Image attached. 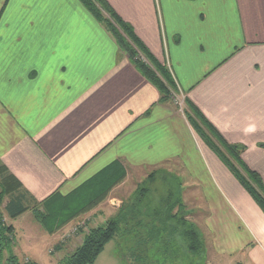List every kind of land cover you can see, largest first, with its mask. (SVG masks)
Returning a JSON list of instances; mask_svg holds the SVG:
<instances>
[{"label": "crops", "instance_id": "0c3cea01", "mask_svg": "<svg viewBox=\"0 0 264 264\" xmlns=\"http://www.w3.org/2000/svg\"><path fill=\"white\" fill-rule=\"evenodd\" d=\"M108 2L264 181V0ZM0 166L37 203L177 169L206 264H264L263 210L80 0H0Z\"/></svg>", "mask_w": 264, "mask_h": 264}, {"label": "trees", "instance_id": "16d2710c", "mask_svg": "<svg viewBox=\"0 0 264 264\" xmlns=\"http://www.w3.org/2000/svg\"><path fill=\"white\" fill-rule=\"evenodd\" d=\"M80 1L107 28L118 46L142 74L157 86L161 92V101H171L172 91L179 92V86L169 66L151 52L133 26L116 12L108 0ZM184 113L197 134L218 154L264 212V181L261 175L243 160L242 153L245 147L227 142L201 110L187 98H185ZM158 172L148 176L146 184L141 185L135 196L121 205L115 216L83 233L81 243L63 256L60 260L61 264H94L106 244L112 239L119 235H133L134 238L139 239V234L142 241L140 243L138 240L139 245H152L153 248L154 244H158L164 247L166 253L172 249V247L169 249V244L174 241L178 249H181V254H177L176 258H183L185 255L189 259L188 264H196L205 248L204 239L194 222L188 218L189 212L180 196V183L176 179L173 178L178 184L177 190L169 189L168 196H160L159 200L150 196L149 184L154 181ZM124 177L123 174L113 180L105 192L112 189ZM0 187V202L2 203L5 197L8 198L4 210L10 219H15L21 213L32 209L36 220L50 234H55L67 225L79 211L92 208L105 193L101 196H88L91 200L83 206L82 199H74L73 196H51L44 202L37 203L18 182L12 179L10 172L3 166H0ZM177 237L180 239L177 240ZM16 243L15 226L6 219L3 212H0V264L4 262L5 264H37L32 259L22 260L15 253ZM65 248L67 247L63 242L55 245L57 250ZM131 253L134 258L144 256L140 252Z\"/></svg>", "mask_w": 264, "mask_h": 264}, {"label": "rangeland", "instance_id": "374dc122", "mask_svg": "<svg viewBox=\"0 0 264 264\" xmlns=\"http://www.w3.org/2000/svg\"><path fill=\"white\" fill-rule=\"evenodd\" d=\"M172 104L178 109L181 113H184L185 107V97L182 96V93L179 89V92L172 91ZM169 102V101H168ZM216 153V152H215ZM217 154V153H216ZM218 155V154H217ZM222 160V159H221ZM225 164V163H224ZM226 165V164H225ZM228 171L232 173L230 168L226 165ZM180 169V168H179ZM187 171V170H186ZM179 171L177 169H164L160 170L153 182L149 184L150 188V196H153L156 200L160 199V196H168L169 189L177 190L178 184L174 179H176L180 183L181 195L184 196V202L187 204H193L195 202L196 196H200L201 192L196 191L198 187L195 184L189 183L190 180L186 183V176L178 174ZM151 174V173H150ZM204 174V173H202ZM149 174L141 176V178H136L135 175L127 177L125 175L123 180H126V184L124 185L123 190L125 191L123 196H120L123 202L128 201L129 193H133L135 190V181H142L146 184L147 178ZM236 178V176L233 174ZM174 178V179H173ZM237 179V178H236ZM238 180V179H237ZM208 181V180H206ZM138 183V182H137ZM95 185V184H93ZM92 185V186H93ZM210 186L211 184H207ZM115 187V186H114ZM244 188V187H243ZM102 186L95 187L94 186L89 191L85 189L80 191L79 193L73 195L74 199H82L83 205L87 204L90 200L88 196H101L106 190ZM113 189V188H112ZM199 189V188H198ZM1 190V187H0ZM200 190V189H199ZM214 189L208 190L207 195L205 196H216V193L213 191ZM108 192L103 194V198H101L92 208L81 210L77 213V216L73 218L67 225L63 228L56 231L55 234H50L46 229L42 228L39 222L34 217L33 211L28 212L23 217L17 220H11L16 228V246L15 253L22 258V260H34L37 264H61L60 260L67 254V252L71 251L78 244L81 243L83 238V233L88 231L89 228L96 227L97 225L104 224L107 217H100V207L102 205H110L113 206L118 204L119 206L123 202L115 201V196H108ZM247 192V191H246ZM199 195H198V194ZM5 199V198H4ZM6 200L0 202V212H3L6 215L4 210ZM185 203V204H186ZM80 204V206H81ZM112 208V207H111ZM81 209V208H80ZM6 219L9 221V217L6 215ZM139 239L134 238L133 235H119L116 238L112 239L108 242L98 256L97 260L94 264H188L189 259L185 255L181 256L183 258H176L177 254H181V249H178L177 243L173 241V243L169 244V249L167 251L161 245L154 244L153 248L151 246H143L142 244H138V240L141 241V235H138ZM176 237V236H175ZM178 238V237H177ZM178 238L177 240H179ZM63 242L64 246L67 248L63 250L55 249V245L57 243ZM144 244V243H143ZM131 252H140L144 256L141 258H134ZM145 254H147L145 256ZM207 247L205 245L204 251L201 253L200 258H198L196 264H206L207 263ZM208 257V256H207ZM197 258V257H195ZM5 264V262H4Z\"/></svg>", "mask_w": 264, "mask_h": 264}]
</instances>
